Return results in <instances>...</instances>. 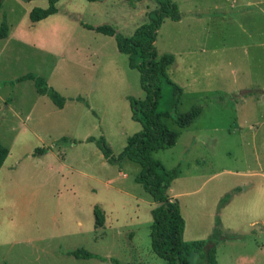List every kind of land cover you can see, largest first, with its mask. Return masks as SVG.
I'll return each mask as SVG.
<instances>
[{"label": "rangeland", "instance_id": "1", "mask_svg": "<svg viewBox=\"0 0 264 264\" xmlns=\"http://www.w3.org/2000/svg\"><path fill=\"white\" fill-rule=\"evenodd\" d=\"M173 2L182 18H166L155 45L159 56H175L167 73L184 89L179 109L187 111L197 102L204 109L193 124L181 129L173 147L157 150L153 157L168 169H179L169 193L180 201L187 242H206L219 215L224 232L247 235L217 250L219 264H264V210L247 205L234 211L219 209L220 198L235 187L249 190L264 183V0ZM27 5L45 8L49 0L31 4L5 0V6L0 5V25L16 18L26 26L21 19ZM156 6L155 0H62L58 7L65 17L59 26L63 29L47 35L62 43L85 41L98 50L92 59L95 66L81 67L79 73L101 88L109 87L110 95L90 99L101 124L92 128L85 116L81 130L72 135L104 136L116 156L128 138L142 129L132 118L129 100V96L145 97L140 72L119 51L115 36L84 29L80 21L108 24L117 33L131 36ZM41 34L32 36L41 39ZM19 45L12 43L0 59V77L6 78L0 80V91L12 92L9 101L26 110L34 99L35 83L17 79L24 74L46 79L53 61ZM10 56L13 68L8 75L5 63H11ZM170 99V86L164 85L163 109ZM5 120L0 137L7 145L14 143L15 152L27 155L55 144L53 136L40 142L29 139L27 132L14 142V132L6 126L17 123L16 118L7 113ZM166 122L179 129L172 119ZM80 143L62 142L52 145L48 155L25 156L12 176L2 177L5 183H18L19 191L7 193L9 208L0 210V264H115L110 259L119 264H167L151 248L156 203L136 181L140 165L128 158L111 164L97 144ZM78 248L110 259L67 254ZM202 254L203 250L194 249L190 263L199 264Z\"/></svg>", "mask_w": 264, "mask_h": 264}, {"label": "trees", "instance_id": "2", "mask_svg": "<svg viewBox=\"0 0 264 264\" xmlns=\"http://www.w3.org/2000/svg\"><path fill=\"white\" fill-rule=\"evenodd\" d=\"M0 0V5H2ZM49 0L47 8L35 7L30 12L33 22L44 19L58 11L57 2ZM99 1V0H89ZM157 6L148 13V21L140 25L133 35L125 36L108 24L92 26L90 29L115 36L118 49L129 57V65L140 72L141 85L145 91L144 98L129 96L132 118L142 124V129L128 138L124 150L115 155L104 136L90 138L95 141L104 157L111 164H121L126 158L138 163L140 171L136 175V181L150 194L156 205L152 208L153 222L151 224V248L160 257L167 260V264H191L190 255L194 249L203 250L199 264H216L217 247L227 241L239 239L242 236L223 231L219 215L213 232L206 242H187L184 238L186 220L182 214L181 205L177 198L169 194L173 180L179 173L178 168L168 169L153 153L160 149L173 147L181 133V129L189 127L202 114L204 106L202 102L192 105L187 111H181L179 106L182 102L184 89L167 73V68L174 62L173 54L159 56L155 41L158 30L166 18L179 20L181 14L173 0H155ZM8 35V24L0 25V38ZM26 78H32L36 82L37 89L42 94H47L54 103L63 107L66 97L59 91L49 86L47 81L39 76L28 74ZM169 85L171 99L164 109L161 106L163 87ZM248 92H245V94ZM220 99H225L221 96ZM172 119L179 129L171 128L166 119ZM67 139V138H64ZM48 148L36 150V154L45 153ZM9 154L8 148L0 143V169ZM232 193L226 194L219 203L221 209L231 198ZM96 225L101 224L98 220L97 209L95 210ZM76 258H110L90 252L84 248H78L69 252ZM119 264L115 259H110Z\"/></svg>", "mask_w": 264, "mask_h": 264}, {"label": "crops", "instance_id": "3", "mask_svg": "<svg viewBox=\"0 0 264 264\" xmlns=\"http://www.w3.org/2000/svg\"><path fill=\"white\" fill-rule=\"evenodd\" d=\"M24 1H26L27 4H31L34 0ZM61 1L62 0L57 2L58 11L56 13L36 22H33L30 18V12L33 8H35V6H25L24 15L21 20L27 23L26 26H21V21L19 19H7L8 35L4 38H0V59L2 58L4 51L6 52V49L12 43H16L18 45L20 44L19 46L33 48L36 52L39 53L40 57L44 56L50 58L53 63L51 64L52 66L50 67V71L48 72L45 80L47 81L49 86L53 87L54 89L59 91L63 96L66 97V102L64 106H57L54 101L49 97V95L42 94L38 91L35 80L32 78H26V74H24L21 79L17 80L25 81L27 79H32L34 80L36 88L34 99L26 110L21 108L20 105H15L11 101H9L13 98L12 92L6 91L2 93L0 91V113H3L5 115L9 113L13 115L14 118H16L17 123L9 124L8 126H6V129H11L14 132L12 138L14 142H17L24 132H27V137L29 139L33 138L34 140L40 142H43L45 140V136H53L55 142V144H52L53 146H56L62 142L74 144L80 142H90L91 144H96V142L90 140V138H99L95 135H92L90 132L85 134L83 137H76L72 135V132L81 130L83 118L85 119V116L90 118V126L92 128H96L101 124V117L94 108V105L92 104L90 99L94 95L110 94H107L109 87L101 88L100 83L99 85H96L95 81L92 78H86L85 76H82L79 73V68L81 67L86 69L95 66L96 63L92 59L97 58L98 50L92 48L90 45H87L85 41H81V43L76 42L74 44L69 42L62 43L58 41L55 37L47 36L48 34H54L58 29H63L62 27H59L62 26V19H65V17L61 15L60 8L58 7L59 2ZM18 4L21 3L18 2ZM3 6H5V0L1 8ZM28 19L30 20V22H28ZM80 23L81 26L84 27V29H89L90 31L96 30L88 28L86 26L87 24L95 27L99 26L90 23H85L83 21H80ZM43 24L51 26V29L40 26ZM40 32L42 33L40 36L42 37L41 39L32 36V34L36 36V34H39ZM10 57L11 59L9 61L11 63H5L9 66V69L6 70L8 75L12 74L11 68H13V57ZM75 66L77 67L74 68ZM4 79L6 80V78ZM4 79L0 77V80ZM15 81L16 80H14V82ZM11 83H13V81H11ZM91 113H93V115H95L97 118H94ZM5 115H2L0 117V125L2 126L5 125ZM0 143L9 150V154L0 169V210H7V208H9V202L7 199H4V197L7 193H14L13 195H18L19 190L16 189L15 186L19 187V184L12 180L7 181L5 183L2 177L7 178L9 177V175L12 176L15 172V168L19 164H21L23 160H25V156L42 157L52 153L53 148L52 145L37 147L34 150H30L26 155L25 152L18 153L17 150L15 152L12 149L14 143H12L11 145H7L4 143V140L2 141L1 137ZM42 148H48V150L45 153L36 154V150H40ZM228 193H232V196L230 200L220 210L234 211L236 209L239 210V208L245 205L249 206V208L252 210H264V183H262V186H255L254 188L249 190L248 188H246V186H237ZM170 195L176 198L175 195ZM225 195H223L220 200ZM95 226L96 228H98L97 225ZM226 233L238 234L242 236L241 238L243 239L247 238L246 234L244 235L235 232ZM241 238H239V240H241ZM234 240L236 239L227 240L221 243L217 247V250L224 244ZM70 251H68L67 254H69ZM216 260V264H219L220 259L219 255H217V252Z\"/></svg>", "mask_w": 264, "mask_h": 264}]
</instances>
